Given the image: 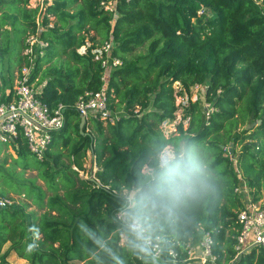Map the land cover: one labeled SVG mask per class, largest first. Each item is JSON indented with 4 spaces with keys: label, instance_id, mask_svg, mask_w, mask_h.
<instances>
[{
    "label": "trees",
    "instance_id": "16d2710c",
    "mask_svg": "<svg viewBox=\"0 0 264 264\" xmlns=\"http://www.w3.org/2000/svg\"><path fill=\"white\" fill-rule=\"evenodd\" d=\"M106 1L51 0L43 9L38 36L46 45L30 77L43 82V101L68 107L42 158L22 134L0 146L11 143L16 152L8 167L0 163V197L8 189L24 192L41 209L14 198L0 205V262L14 252L23 264H185V244L201 231L211 239L213 259L206 264H264L260 245L235 257L243 206L235 188L244 180L253 199L264 198V0H112V9L101 4ZM28 3L0 0V101L10 99L16 71L28 63L25 39L41 11ZM109 38L121 63L106 70L108 101L120 113L114 123L94 120L92 132L82 134L71 105L100 87L97 49ZM176 81L186 92L204 84L213 109L207 114L195 98L187 125L180 120L166 134L163 122L178 110ZM168 145L172 152L189 149L206 183L194 199L166 210L146 198L160 203L159 155ZM88 150L98 182L78 174ZM27 168L45 187L23 176ZM123 189L133 197L127 220L138 219L159 238L160 258L133 247L127 222L113 217Z\"/></svg>",
    "mask_w": 264,
    "mask_h": 264
},
{
    "label": "built area",
    "instance_id": "2783aa9c",
    "mask_svg": "<svg viewBox=\"0 0 264 264\" xmlns=\"http://www.w3.org/2000/svg\"><path fill=\"white\" fill-rule=\"evenodd\" d=\"M255 1L258 2V0ZM101 4L109 9L114 6L112 0L101 2ZM40 20L41 18L36 19V31L30 32L25 39L27 43L25 53L27 54L28 63H24L20 71L17 72L10 99L0 101V143L14 142L17 136L22 134L29 150L38 158L43 157L52 131L63 127L65 112L68 107L67 104L62 102L51 106L43 101L38 96L43 82L38 83L37 77L34 79L30 77L34 58L36 54L43 52V46L46 45V41L38 36L42 26ZM48 25H52L50 21ZM112 46L113 40L109 38L97 49L96 56L101 57L103 68L100 87L95 90H86L71 105L79 115L85 117L84 127L89 132H92L91 123L94 120L114 123L120 113L108 101L106 70L121 63L117 56L111 54ZM212 109L209 102L204 104V110L207 114ZM235 191L241 193V187L237 186ZM122 192L124 202L114 211L113 217L127 222L129 226L134 220H137L136 218L127 220L126 216L127 208L131 206L133 197L131 191L123 189ZM242 199L243 206L237 212L240 227L236 236L235 257L249 250L253 245H260L264 248V199H253L248 192ZM10 202L9 198L0 197V205L9 204ZM144 229L147 237V254L154 259L160 258L162 244L159 238L153 237L145 227ZM210 243L211 239L208 232L202 233L198 245H194L192 238H190L185 244L188 255L186 260L189 261L195 258L197 259L196 264H206L208 260H212ZM196 249L199 250L198 255L195 254ZM169 252L172 255L174 254L172 250Z\"/></svg>",
    "mask_w": 264,
    "mask_h": 264
},
{
    "label": "clouds",
    "instance_id": "9594fccd",
    "mask_svg": "<svg viewBox=\"0 0 264 264\" xmlns=\"http://www.w3.org/2000/svg\"><path fill=\"white\" fill-rule=\"evenodd\" d=\"M158 167L157 195L160 197V203L157 204L151 195L146 198V203L153 208L159 206L167 210L170 204L187 203L199 194L206 183L204 169L189 149L180 152L165 150L160 154ZM129 229L134 237L130 243L147 253V237L143 224L138 219L134 220Z\"/></svg>",
    "mask_w": 264,
    "mask_h": 264
},
{
    "label": "rangeland",
    "instance_id": "374dc122",
    "mask_svg": "<svg viewBox=\"0 0 264 264\" xmlns=\"http://www.w3.org/2000/svg\"><path fill=\"white\" fill-rule=\"evenodd\" d=\"M51 0H29L28 6L31 7H35V6H39V9L41 10L39 15H37L35 17V19H40L43 9L45 7V5L47 3H50ZM52 17V16H50ZM53 20L54 18H51V24H53ZM84 49V46H81L78 48V50L82 51ZM25 52V50H24ZM46 64H43L42 67H44ZM3 76L6 80V85L4 87V89L7 91L9 90V83L7 80V74L6 71H4L3 69ZM17 74V71H16ZM3 83V79L0 75V84L2 85ZM15 83V80L13 82V84L11 85V88H13ZM38 83H40V80H38ZM174 87H175V92H176V103L178 105V110L175 114V118L171 121H165L163 122V130L166 134L168 133H172L176 131V125L178 122H180V120H182L181 122L183 123L184 126L187 125L189 117L187 116V106H189L191 104V101L194 100L195 98H199V100L201 101L202 104L207 103L206 99H205V85L204 84H194L189 92H186L184 88H182L180 86V84L176 81L174 82ZM183 110V111H182ZM188 117V118H184L183 117ZM243 127V126H241ZM3 143H0V146ZM228 148V147H227ZM240 145H237L236 150H240ZM165 150L172 152V148L171 146H166L162 152H164ZM161 152V153H162ZM160 153V154H161ZM16 156V152L14 151V148L12 147L11 144L6 145V147H3L0 150V163H2L5 167H8L10 165V163H12V158ZM160 157V155H159ZM235 158V157H234ZM94 155L92 154V151L88 150L86 156L84 157V161H83V170H80L78 172L79 176L88 178V177H94V172L96 170V164L94 163ZM19 168H17L18 170ZM143 170H146V167L143 166ZM23 176H28V177H35L36 178V182L41 184L43 187H45L44 182L37 177V173L36 170L31 169V168H27L23 171ZM239 187H241L240 191V197H244L245 194L248 192L250 196H252L251 194V190L252 188L246 183V181H242L239 185ZM261 194L263 196V188L260 189ZM6 198H9L10 200H12L11 198H14L16 201L17 200H23V202H27L28 205L26 206V209H32V210H37L38 212H41L40 207H38L36 205V203L33 202V200L30 197L25 196L24 192L21 193H17L16 191L12 190V189H8V192L6 194ZM253 197V196H252ZM262 199H264L263 197H261ZM202 235L201 231L199 232V234L197 235V238H200ZM194 238H192L193 241ZM57 244V243H56ZM8 245V243H6V245H4V248ZM7 261L5 263H1L0 264H23L24 262H26V259L23 257H20L18 255H16V253H11L9 256H7ZM80 264V263H79ZM186 264V263H185Z\"/></svg>",
    "mask_w": 264,
    "mask_h": 264
},
{
    "label": "water",
    "instance_id": "95a60500",
    "mask_svg": "<svg viewBox=\"0 0 264 264\" xmlns=\"http://www.w3.org/2000/svg\"><path fill=\"white\" fill-rule=\"evenodd\" d=\"M258 122L260 121V119L257 120ZM84 124H85V117L83 115H80V120H79V131L82 133V134H86L87 131H84ZM248 127V125H247ZM233 144V142H231V145ZM89 179H92V180H96L98 182V180L95 178V176L93 177H88Z\"/></svg>",
    "mask_w": 264,
    "mask_h": 264
},
{
    "label": "crops",
    "instance_id": "0c3cea01",
    "mask_svg": "<svg viewBox=\"0 0 264 264\" xmlns=\"http://www.w3.org/2000/svg\"><path fill=\"white\" fill-rule=\"evenodd\" d=\"M198 240H199V238H197V236L193 239L194 245H198ZM196 250H195V254L198 255L199 250L198 249H196ZM196 263H197V259H195V258L186 262V264H196Z\"/></svg>",
    "mask_w": 264,
    "mask_h": 264
},
{
    "label": "bare ground",
    "instance_id": "6f19581e",
    "mask_svg": "<svg viewBox=\"0 0 264 264\" xmlns=\"http://www.w3.org/2000/svg\"><path fill=\"white\" fill-rule=\"evenodd\" d=\"M183 111V110H182Z\"/></svg>",
    "mask_w": 264,
    "mask_h": 264
}]
</instances>
